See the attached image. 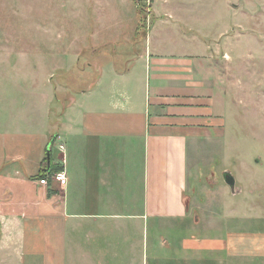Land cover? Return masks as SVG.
I'll list each match as a JSON object with an SVG mask.
<instances>
[{
	"label": "crops",
	"instance_id": "obj_1",
	"mask_svg": "<svg viewBox=\"0 0 264 264\" xmlns=\"http://www.w3.org/2000/svg\"><path fill=\"white\" fill-rule=\"evenodd\" d=\"M149 35L135 61L95 65L91 80L80 70L72 88L66 53L39 75L29 54L10 58L16 73L0 81V264H206L188 196L190 145L198 154L220 121L206 26L179 27V52L150 47ZM57 166L66 179L42 184ZM164 226L174 255L163 253Z\"/></svg>",
	"mask_w": 264,
	"mask_h": 264
},
{
	"label": "rangeland",
	"instance_id": "obj_2",
	"mask_svg": "<svg viewBox=\"0 0 264 264\" xmlns=\"http://www.w3.org/2000/svg\"><path fill=\"white\" fill-rule=\"evenodd\" d=\"M178 26H206L220 115L198 154L189 148L194 235L206 236V264H264V0H0V81L16 73L18 54L39 75L66 53L72 88L80 70L91 80L95 65L135 61L149 31L150 47L179 52ZM163 234L164 255H174L171 229Z\"/></svg>",
	"mask_w": 264,
	"mask_h": 264
},
{
	"label": "built area",
	"instance_id": "obj_3",
	"mask_svg": "<svg viewBox=\"0 0 264 264\" xmlns=\"http://www.w3.org/2000/svg\"><path fill=\"white\" fill-rule=\"evenodd\" d=\"M61 148L63 149V146H61ZM50 179H53L56 181H63L66 179L65 172L62 170V171H58L54 173H47L46 176H43L42 178H40V182L42 184H48Z\"/></svg>",
	"mask_w": 264,
	"mask_h": 264
},
{
	"label": "water",
	"instance_id": "obj_4",
	"mask_svg": "<svg viewBox=\"0 0 264 264\" xmlns=\"http://www.w3.org/2000/svg\"><path fill=\"white\" fill-rule=\"evenodd\" d=\"M224 178L228 182V184L232 187V189H234V186H235V178L231 174H229V173H225L224 174Z\"/></svg>",
	"mask_w": 264,
	"mask_h": 264
},
{
	"label": "trees",
	"instance_id": "obj_5",
	"mask_svg": "<svg viewBox=\"0 0 264 264\" xmlns=\"http://www.w3.org/2000/svg\"><path fill=\"white\" fill-rule=\"evenodd\" d=\"M144 25V24H143ZM54 171H60L62 170V167L61 166H57L55 169H53ZM48 172H44L42 175L45 176L47 175Z\"/></svg>",
	"mask_w": 264,
	"mask_h": 264
}]
</instances>
